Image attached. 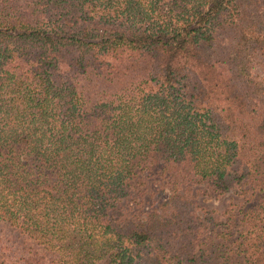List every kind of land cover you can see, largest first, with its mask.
I'll use <instances>...</instances> for the list:
<instances>
[{
	"label": "trees",
	"instance_id": "obj_1",
	"mask_svg": "<svg viewBox=\"0 0 264 264\" xmlns=\"http://www.w3.org/2000/svg\"><path fill=\"white\" fill-rule=\"evenodd\" d=\"M0 222V264H264V0H0Z\"/></svg>",
	"mask_w": 264,
	"mask_h": 264
},
{
	"label": "rangeland",
	"instance_id": "obj_2",
	"mask_svg": "<svg viewBox=\"0 0 264 264\" xmlns=\"http://www.w3.org/2000/svg\"><path fill=\"white\" fill-rule=\"evenodd\" d=\"M144 181L146 184L140 186L142 190L138 188L132 190L129 197L120 203L119 207L124 213L142 215L141 213L147 211L151 207V204L157 201V199L155 200L157 194H154V190L156 189L155 185L159 184L158 175L144 179ZM192 195L196 206L205 211H210L216 220L223 219L224 211L230 206L238 211L241 207L246 205V199H248V195L241 194L239 190H232L222 196L216 197L211 191L203 187H194ZM157 197L159 198V195ZM254 199L255 198H249V200H251L250 203H252ZM138 201H140L139 204H137ZM0 239L2 241L6 240V242H10L14 245L21 241V238H18L17 234L12 231V229L1 222Z\"/></svg>",
	"mask_w": 264,
	"mask_h": 264
}]
</instances>
